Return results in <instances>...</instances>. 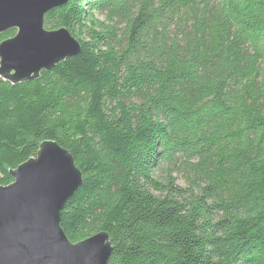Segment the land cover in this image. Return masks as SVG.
<instances>
[{
	"label": "trees",
	"instance_id": "trees-1",
	"mask_svg": "<svg viewBox=\"0 0 264 264\" xmlns=\"http://www.w3.org/2000/svg\"><path fill=\"white\" fill-rule=\"evenodd\" d=\"M43 28L80 53L0 80V187L54 142L82 176L60 227L106 264H264V0H68Z\"/></svg>",
	"mask_w": 264,
	"mask_h": 264
},
{
	"label": "water",
	"instance_id": "water-1",
	"mask_svg": "<svg viewBox=\"0 0 264 264\" xmlns=\"http://www.w3.org/2000/svg\"><path fill=\"white\" fill-rule=\"evenodd\" d=\"M68 0H0V80L12 86L39 79L79 55L66 29L47 31L45 15ZM0 187V264H106L112 248L106 233L72 244L60 227L66 203L82 186L70 154L42 142L35 157L9 171Z\"/></svg>",
	"mask_w": 264,
	"mask_h": 264
},
{
	"label": "rangeland",
	"instance_id": "rangeland-1",
	"mask_svg": "<svg viewBox=\"0 0 264 264\" xmlns=\"http://www.w3.org/2000/svg\"><path fill=\"white\" fill-rule=\"evenodd\" d=\"M99 21H103L102 19H99Z\"/></svg>",
	"mask_w": 264,
	"mask_h": 264
}]
</instances>
